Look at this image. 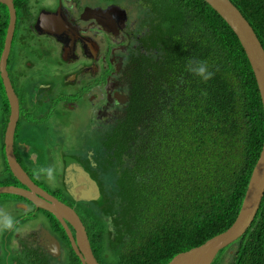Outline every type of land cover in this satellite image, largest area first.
<instances>
[{"label": "trees", "instance_id": "1", "mask_svg": "<svg viewBox=\"0 0 264 264\" xmlns=\"http://www.w3.org/2000/svg\"><path fill=\"white\" fill-rule=\"evenodd\" d=\"M135 1L145 4L151 19L150 50L138 64L142 85L128 102L136 123L139 118L142 124L141 133L104 134L109 138L105 156L101 147L94 151L92 172L100 196L84 204L80 214L100 264H167L226 230L263 139V112L252 72L220 16L203 0ZM229 1L264 49V0ZM172 34L185 40L178 45ZM170 39L174 50L168 49ZM193 56L200 59L197 66L203 63L211 73L208 79L187 67ZM0 111L7 115L1 82ZM2 166L9 180L0 179V186L14 180L5 162ZM12 199L18 202L17 196L0 195V205ZM53 223L64 256L56 261L33 253L19 256L16 264H80L62 228ZM232 246L236 252L221 251L213 264H264V196L250 228Z\"/></svg>", "mask_w": 264, "mask_h": 264}, {"label": "flooded vegetation", "instance_id": "2", "mask_svg": "<svg viewBox=\"0 0 264 264\" xmlns=\"http://www.w3.org/2000/svg\"><path fill=\"white\" fill-rule=\"evenodd\" d=\"M6 1L11 4L15 15L6 62L7 76L18 102V119L11 135L15 159L31 184L40 188L45 186L47 194L66 205H73L65 191L61 192L62 189L65 190L61 180L54 178L53 182L49 176L42 178L38 174L44 171L38 166V159L47 162L54 155L67 161L74 157L89 170L83 164V157L88 160L89 153L92 152L93 160H88L89 165L92 162L96 165L94 151L99 147L102 148L100 153L105 156L104 143L109 138H105L104 134L112 131L119 133V125L129 116V95L137 90L138 64L146 60L151 35L145 32L144 27L139 26L137 8L131 3L119 4L107 0H44L43 4L35 0ZM40 12L47 15L53 13L55 20H50L48 25L43 26L41 23L39 26L37 19ZM9 23L8 4L0 3L2 47ZM45 29H51L50 33L45 32ZM17 43L22 44L27 51L39 53L42 61L38 66L40 64L43 69L48 70L49 60L56 61L49 72L50 76L38 77L36 83L24 94L28 101L27 109L39 106L45 109L46 114L31 112L34 122H28L22 116L21 101L9 73L8 59ZM45 49L50 53H44ZM18 60L15 63L27 70V73H22L20 69L16 71L21 77L38 69L31 61ZM116 97L125 99L117 101ZM87 110L89 114L85 118ZM7 115L4 117L0 111V179L6 181L9 178L2 173V163L5 162L10 172L3 151ZM43 121L45 122L41 125ZM73 133L89 136L90 140L85 138L79 145L72 146ZM25 145H28V150ZM15 148L21 152V156L17 157ZM34 156L36 162L33 160ZM95 167L89 170L91 176ZM58 183L59 189L50 190L52 184ZM8 184L25 188L15 179ZM17 198L18 202L14 199L8 201L11 205L8 211L2 209L7 211L4 221H9L10 218L13 220V217L19 219L14 226L13 237L19 240L26 238L27 245L32 248L40 241L43 229L60 239L49 213L35 208L30 200ZM74 206L82 221L79 212H83L84 208L78 204ZM23 208L25 210L20 211ZM107 221H110L109 217ZM2 235L8 236V230ZM61 248L63 253L62 244Z\"/></svg>", "mask_w": 264, "mask_h": 264}, {"label": "water", "instance_id": "3", "mask_svg": "<svg viewBox=\"0 0 264 264\" xmlns=\"http://www.w3.org/2000/svg\"><path fill=\"white\" fill-rule=\"evenodd\" d=\"M203 1L208 4V6L227 24L243 49L251 68L250 70L253 78L256 82L264 119V49L246 19L229 0ZM0 3L8 4L10 13V23L0 53V79L9 109L3 149L10 173L18 184L25 187L22 188L16 185L2 186L0 187V195L25 198L32 201L35 208L48 212L61 226L73 253L79 259L80 264H99L93 256L85 227L74 209L58 201L53 196H50L45 192L43 193L41 189L37 187L35 188L28 181L27 176L15 160L11 135L18 119V102L6 72V62L9 54L15 15L14 10L11 8V4L6 0H0ZM43 13L44 12H40L38 15L37 24L39 26L41 23L43 26L44 24L48 25L50 20H55L53 13H49L50 15ZM44 31L50 33L51 29H45ZM120 99L122 101L125 98L116 97L117 101H120ZM93 164L95 165V163ZM69 166L71 174L69 175V170L65 169L64 179L66 183V193L72 202L86 203L96 201L99 198V189L95 180H92L89 174L83 171L80 166L75 164ZM263 194L264 131L258 158L250 173L241 202V208L232 226H230L225 232L208 239L203 244L175 255L167 264H212L219 250L232 244L252 223L259 209ZM8 201L11 200H6V203H8ZM108 230L112 229L108 227ZM42 234L46 240V244L43 245L44 249L48 252L50 257L59 260L60 244L58 240L44 229L42 230Z\"/></svg>", "mask_w": 264, "mask_h": 264}, {"label": "clouds", "instance_id": "4", "mask_svg": "<svg viewBox=\"0 0 264 264\" xmlns=\"http://www.w3.org/2000/svg\"><path fill=\"white\" fill-rule=\"evenodd\" d=\"M133 4L136 6L137 8V12H138V23H139V26L140 27H144L145 28V32L148 34V35H151V33H149L150 31V24H151V19L150 17L143 13V10H142V7L145 5V4H140L139 2L137 1H133ZM242 15V14H241ZM143 16V24H140V19L142 18ZM15 21V20H14ZM247 21V20H246ZM248 22V21H247ZM174 24V22H173ZM249 24V23H248ZM250 25V24H249ZM250 27L252 28V26L250 25ZM13 28H14V24H13ZM253 30V28H252ZM254 31V30H253ZM179 33L181 34H184V30H181ZM255 33V32H254ZM256 35V34H255ZM172 38L174 39V41L179 45V42L185 40V37H180L178 34H172ZM258 38V37H257ZM259 40V39H258ZM260 42V41H259ZM261 44V43H260ZM262 46V45H261ZM168 49H171V50H174V43H173V40L170 39L169 41V44H168ZM187 49V48H186ZM243 51V49H242ZM244 53V51H243ZM245 55V54H244ZM246 58V56H245ZM247 60V58H246ZM200 61L199 57H196V56H193L192 58H190V60L188 61V68H191L192 69V72H196L198 75L201 76L202 79H208L209 76L211 75L210 72H208L206 70V66L201 63L197 66L198 62ZM248 62V61H247ZM249 65V63H248ZM197 66V67H196ZM250 67V66H249ZM251 69V68H250ZM188 70V69H187ZM187 72V71H186ZM185 72V73H186ZM255 81V80H254ZM146 84L148 85L149 89L152 88V86L150 85V81H146ZM255 85H256V82H255ZM257 88V86H256ZM166 90L168 91V87L166 88ZM257 92H258V89H257ZM258 95H259V92H258ZM260 99V97H259ZM261 103V102H260ZM262 109V107H261ZM263 112V111H262ZM8 115H9V111H8ZM8 115H7V119H8ZM17 122V121H16ZM16 125V124H15ZM140 125H142L140 122H139V118H138V121L136 123V118L134 117V113H131V111L129 110V116L128 118H126L122 124L119 125V130L118 132L119 133H127L128 135H132V136H137L138 134L141 133V127ZM263 131H264V119H263ZM74 139V142L72 143V146L75 145H79L81 143V140H84V136L83 135H77V139ZM106 142V141H105ZM12 147H13V140H12ZM25 148L28 150V145H25ZM113 149H114V146H113ZM261 149V148H260ZM4 151V149H3ZM14 153V151H13ZM91 153V154H90ZM89 153V156H88V160L92 161L93 160V153L90 152ZM5 155V154H4ZM15 157V155H14ZM50 160L47 161V162H43L45 164V169L43 172H40L38 173L42 178H44L45 176H49L51 181L54 180V178H56V180H61L63 183V186L65 187L66 183H65V179H64V173H65V169L69 170V175L71 174V169H70V166L71 164H75V165H78L82 168L83 171L87 172L89 174V176L91 177L92 180H94L89 172V170H92L93 167H95L96 165H94L93 163L91 165H89V161L87 160L86 157H83V164H85L87 166L88 169H86L81 162L77 161L74 157H71V159H67V161H64L62 160L59 156H52L49 158ZM16 160V159H15ZM33 160L36 162V157L34 156ZM7 162V161H6ZM17 162V161H16ZM253 169V168H252ZM51 172H55V173H51ZM251 173V172H250ZM11 174V173H10ZM26 175V173H25ZM12 176V174H11ZM27 176V175H26ZM13 177V176H12ZM14 178V177H13ZM77 178V176H76ZM54 182V181H53ZM98 189H99V186H98V183L95 181ZM60 184V183H59ZM6 185H9V184H6ZM6 185H2V186H6ZM12 185V184H11ZM35 188L37 187L36 185L32 184ZM46 185V184H45ZM0 186V187H2ZM39 189H41V191L44 193H46V190H47V187L45 186H42L41 188L40 187H37ZM246 190V188H245ZM66 193V189L63 190L61 192H64ZM245 193V192H244ZM47 194V193H46ZM49 195V194H48ZM67 195V193H66ZM51 196V195H50ZM68 196V195H67ZM99 196H100V189H99ZM244 196V195H243ZM264 196V194H263ZM69 197V196H68ZM55 198V197H54ZM243 199V198H242ZM263 199V197H262ZM58 200V199H57ZM98 200V199H97ZM59 201V200H58ZM262 201V200H261ZM61 202V201H60ZM93 202V201H91ZM242 202V201H241ZM241 202H240V205L238 206V209H237V212H236V215H235V218L233 220V223L234 221L236 220V217L238 216V213H239V210L241 208ZM63 203V202H62ZM90 202H86V203H81V202H77V203H73V205H67V206H70L74 209V211L76 212L75 210V206L74 204H78V206H81L84 208V204H88ZM19 205H21L20 203H18ZM261 204V203H260ZM22 206V205H21ZM21 206H18V208H20ZM9 207H11V205L9 203H6V201L0 205V264H16V260L19 258V256H22L24 258H27V257H30L33 255V253H42L44 255H48V252L44 249L43 245L46 244V240H45V237L44 235L42 234V231L40 232V235H41V238H40V241L36 244V246L34 248H32L31 246H28L27 245V242L28 240L25 238V239H22V240H19L15 237H13V232L15 231V225L17 224V222L19 221V219H17V217H13V220L12 218H10L9 221H4V217H5V214L7 213V211L9 210ZM260 207V206H259ZM2 209H6L7 211L4 212ZM39 209V208H38ZM23 211L25 210L24 208L22 209ZM41 210V209H40ZM259 210V209H258ZM44 211V210H43ZM48 213V212H47ZM258 213V211H257ZM76 214L78 215V213L76 212ZM81 214V213H80ZM257 215V214H256ZM15 216V215H14ZM49 216L54 219V217H52L50 214ZM79 217V215H78ZM256 217V216H255ZM82 218V217H81ZM80 219V217H79ZM110 219V218H109ZM255 219V218H254ZM55 220V219H54ZM56 221V220H55ZM81 221V219H80ZM254 221V220H253ZM252 221V222H253ZM57 222V221H56ZM82 224L84 225L85 227V230H86V226L83 222V219H82ZM14 223V225H13ZM58 223V222H57ZM232 223V224H233ZM59 224V223H58ZM232 224L230 226H232ZM252 224V223H251ZM251 224L249 225V227L239 236L242 237L244 236V233L248 231V229L250 228ZM60 226V225H59ZM229 226V227H230ZM3 227V228H2ZM61 227V226H60ZM108 227H110L112 229V227L109 225ZM107 227V229H108ZM228 227V228H229ZM227 228V229H228ZM226 229V230H227ZM5 230H8V236L6 235H2V233L5 231ZM226 230L220 232V233H217L216 235L218 234H221L223 232H225ZM111 231V230H109ZM64 232V231H63ZM87 233V231H86ZM65 234V233H64ZM59 235V234H58ZM214 235V236H216ZM52 236V235H51ZM55 237V236H54ZM88 237V235H87ZM213 237V236H212ZM211 237V238H212ZM15 238V239H14ZM59 244H60V255H59V260L64 256L65 252L64 251L62 253V248H61V244L63 246V249H65V246H64V243L62 242L61 239L55 237ZM237 238V239H239ZM67 239V238H66ZM210 239V238H209ZM236 239V240H237ZM61 240V243L60 241ZM208 240V239H207ZM206 240V241H207ZM235 240V241H236ZM68 241V240H67ZM89 241V239H88ZM234 241V242H235ZM234 242L232 244H234ZM69 244V242H68ZM90 244V243H89ZM203 244V243H202ZM232 244L228 245L227 247L219 250V252L217 253V255L215 256L214 260L216 259V257L218 256V254L221 252V251H227L229 252L230 254H233L234 252H236V248L237 246L235 247L234 250H232L231 248L229 247H233ZM70 245V244H69ZM71 248V247H70ZM91 248V246H90ZM195 248V247H194ZM72 250V249H71ZM92 250V249H91ZM93 253V252H92ZM94 256V254H93ZM50 257V256H49ZM77 257V256H76ZM95 257V256H94ZM52 258V257H51ZM96 259V258H95ZM56 261H59L57 259H55ZM79 260V259H78ZM97 260V259H96ZM213 260V262H214ZM80 262V261H79ZM98 262V261H97ZM212 262V264H213ZM100 264V263H99ZM221 264H223L221 262Z\"/></svg>", "mask_w": 264, "mask_h": 264}, {"label": "rangeland", "instance_id": "5", "mask_svg": "<svg viewBox=\"0 0 264 264\" xmlns=\"http://www.w3.org/2000/svg\"><path fill=\"white\" fill-rule=\"evenodd\" d=\"M38 3L43 4L44 0H35ZM143 13L144 15L146 14V7H142ZM140 24H143V16L140 19ZM149 33H151V30L149 31ZM44 53H50L47 49H45ZM19 59L18 61H23V60H27V61H31L32 64H34V66H36L38 69L36 70V72L33 73H29L27 75H25L24 77L20 76V73H17L16 71L20 69V71L22 73H27V70L25 71L22 66H20L19 64L17 65L15 62L16 60ZM42 61V56L39 53H34V52H30L27 51L24 46L20 43H17L14 49L13 54H11V56L8 59V65H9V73L11 75V78L13 80L14 83V87H15V91L18 94L19 98H20V109H21V114L22 116L26 119L28 122H34L35 118L33 116V114L31 112H42L44 114L45 113V109L41 106L39 107H34L32 110L27 109L26 107L28 106V101L26 100L24 94L25 92L31 87L33 86L38 77H44L45 75L50 76L49 72L51 71V69L55 66L56 61L55 59L49 60V64H48V70L43 69L42 67H40V64L38 66V63H41ZM10 63V64H9ZM53 66V67H52ZM16 79H19L18 81ZM142 85V81L140 80V84H138V87ZM137 87V88H138ZM20 88V89H19ZM89 114V110H87L84 113V117L86 118ZM45 121H43L41 123V125L44 123ZM73 137L75 139H77V135L75 133H73ZM84 138L90 140L89 136H85ZM76 144V143H75ZM74 144V145H75ZM38 166L42 169H45V164L41 161V159H38ZM60 188L59 183L58 184H52V188L50 190H57ZM81 208L79 207V210ZM23 211V210H20ZM82 212H79V214ZM14 225V223H13Z\"/></svg>", "mask_w": 264, "mask_h": 264}]
</instances>
